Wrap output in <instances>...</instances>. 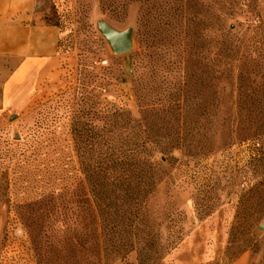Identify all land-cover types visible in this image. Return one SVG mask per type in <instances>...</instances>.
Instances as JSON below:
<instances>
[{
  "label": "rangeland",
  "instance_id": "1",
  "mask_svg": "<svg viewBox=\"0 0 264 264\" xmlns=\"http://www.w3.org/2000/svg\"><path fill=\"white\" fill-rule=\"evenodd\" d=\"M33 20L59 63L16 81L0 57V264H264V0H37ZM108 144L160 168L139 207L94 191Z\"/></svg>",
  "mask_w": 264,
  "mask_h": 264
},
{
  "label": "crops",
  "instance_id": "2",
  "mask_svg": "<svg viewBox=\"0 0 264 264\" xmlns=\"http://www.w3.org/2000/svg\"><path fill=\"white\" fill-rule=\"evenodd\" d=\"M36 4L37 0H0V57L4 67L14 68L10 79L16 81L31 67L35 78H43L59 63V29L34 22Z\"/></svg>",
  "mask_w": 264,
  "mask_h": 264
},
{
  "label": "trees",
  "instance_id": "3",
  "mask_svg": "<svg viewBox=\"0 0 264 264\" xmlns=\"http://www.w3.org/2000/svg\"><path fill=\"white\" fill-rule=\"evenodd\" d=\"M141 149L140 145H133L132 148L126 145H105L98 167L87 165L91 180L95 182L94 191L103 194L109 189H117L127 195L134 206L142 205L152 190L147 188L153 186L150 181L152 171L160 168L155 166L152 159H140L143 153ZM99 176L103 179L102 183L96 180ZM254 214L255 211L246 209L240 213L248 225L252 224Z\"/></svg>",
  "mask_w": 264,
  "mask_h": 264
},
{
  "label": "water",
  "instance_id": "4",
  "mask_svg": "<svg viewBox=\"0 0 264 264\" xmlns=\"http://www.w3.org/2000/svg\"><path fill=\"white\" fill-rule=\"evenodd\" d=\"M101 32L115 55H123L130 51L131 39L128 33H117L108 27H103Z\"/></svg>",
  "mask_w": 264,
  "mask_h": 264
}]
</instances>
